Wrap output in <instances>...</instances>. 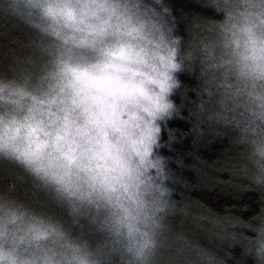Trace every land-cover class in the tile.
I'll return each instance as SVG.
<instances>
[{
    "label": "clouds",
    "instance_id": "obj_1",
    "mask_svg": "<svg viewBox=\"0 0 264 264\" xmlns=\"http://www.w3.org/2000/svg\"><path fill=\"white\" fill-rule=\"evenodd\" d=\"M193 3L0 0V264H264V0ZM217 143L258 215L194 211Z\"/></svg>",
    "mask_w": 264,
    "mask_h": 264
},
{
    "label": "trees",
    "instance_id": "obj_2",
    "mask_svg": "<svg viewBox=\"0 0 264 264\" xmlns=\"http://www.w3.org/2000/svg\"><path fill=\"white\" fill-rule=\"evenodd\" d=\"M166 2L173 8V12L177 16L180 15L181 11L191 13L193 10L196 12L203 11L206 15L213 14L210 10L201 9L193 3V0H166ZM179 28L181 34H183L184 24L181 23ZM180 79L190 87L196 83L194 78L188 74H182ZM174 99L178 103L180 102L179 95L175 96ZM184 114L187 115V112L185 111ZM168 126L181 131H188L190 128L188 122L179 119L170 121ZM164 138L167 139L166 133ZM172 147L176 150L175 152L164 149L162 150L163 153L172 156L180 154L184 156L186 163H191V157L185 155V153L192 150L191 137L183 139L181 143H173ZM199 154L207 158L208 167L202 170L199 176H195L190 170L184 172L191 183L207 185L205 188L193 189L189 192L190 197L197 202V208L194 211L200 210V206H202L219 212L229 211L242 215L246 219L258 215L261 207L258 194L254 191H244L240 186L243 183L241 181L232 183L227 171L230 162L238 157L234 153L225 152L219 143L213 145L211 151L201 148ZM232 252L236 257V261H230L229 264H252L250 258L241 255V249L238 246L232 249Z\"/></svg>",
    "mask_w": 264,
    "mask_h": 264
}]
</instances>
